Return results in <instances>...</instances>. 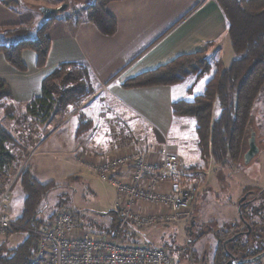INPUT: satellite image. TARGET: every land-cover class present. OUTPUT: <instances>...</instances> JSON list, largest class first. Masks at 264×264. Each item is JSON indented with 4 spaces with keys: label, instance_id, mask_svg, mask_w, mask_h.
Instances as JSON below:
<instances>
[{
    "label": "trees",
    "instance_id": "trees-1",
    "mask_svg": "<svg viewBox=\"0 0 264 264\" xmlns=\"http://www.w3.org/2000/svg\"><path fill=\"white\" fill-rule=\"evenodd\" d=\"M0 1L14 10H18L22 4L21 0ZM110 1L113 0H93L84 7V19L94 23L106 35L114 34L117 29L116 18L107 10ZM216 1L228 21V36L235 54L227 67L220 64L216 66L215 62L213 66L206 50H198L179 55L165 64L130 78L124 85L140 87L177 84L192 76L194 80L188 92L193 93L195 84L210 75L202 93L195 94L189 100L181 98L174 101L172 111L175 117H193L196 120L195 130L205 158L211 155L216 164L231 166L242 155L256 100L264 88V0ZM55 18L56 15L36 26L37 36H30L32 27L24 24L0 26V53L17 70L25 72L27 66L22 52L31 49L37 54V66H45L51 45L48 31ZM97 85L96 77L87 62H62L44 78L41 93L25 105L13 100L9 84L0 78V108L10 117H16L17 111L24 108L25 117L38 123L51 124L65 110L70 111L93 95L96 87L101 88ZM216 101L220 112L214 117ZM90 126L91 121L84 123L83 119H79L77 135ZM11 144L18 145L20 150L26 149L20 146L23 143L0 120V173L7 172L17 161L18 155L11 151ZM17 182H20L25 197L21 214L14 219L28 229L12 231L26 235L16 246L6 247L0 244V264H30L37 250L38 235L29 229L38 230L49 225L55 216L52 215L48 221L39 216L42 212L41 200L51 189L57 187L55 181L42 183L33 175L28 164H25L14 185ZM118 226L117 223L114 229L108 228L101 232L114 234ZM142 230L143 228L127 224L122 230L121 241L125 244L137 243L140 237L145 242Z\"/></svg>",
    "mask_w": 264,
    "mask_h": 264
},
{
    "label": "rangeland",
    "instance_id": "rangeland-1",
    "mask_svg": "<svg viewBox=\"0 0 264 264\" xmlns=\"http://www.w3.org/2000/svg\"><path fill=\"white\" fill-rule=\"evenodd\" d=\"M93 0H21V9L27 10L35 17L43 16V7H57L64 2H68L71 8L56 15L55 21L76 20L84 15V7L88 2ZM82 12V14H81ZM44 20V19H43ZM42 20V21H43ZM36 18L30 27L32 31L30 36H37L36 26L40 23ZM36 53L34 50L27 49ZM235 56V54H234ZM215 62L216 66L227 67L230 64L228 54L224 56V64ZM214 66V63H212ZM215 66V67H216ZM214 67V68H215ZM210 78L207 75L200 79L193 89V94L202 93L205 83ZM192 76L187 77L183 85H192ZM182 85V84H181ZM189 85V86H190ZM98 86V85H97ZM102 92L99 87L93 95L88 96L79 105H75L70 111L74 114L73 119L70 113L64 112L54 122L55 126L49 125V128L43 129V126L33 122V119L25 117L23 111H17L16 117L6 116L3 109L0 108V120L10 129L18 141L22 142L20 146L25 150L18 149V145H10V149L18 155L17 161L7 172L0 173V182L4 177H14L21 170L22 166L28 164L31 172L42 183L55 181V188L51 189L41 200L40 207L42 212L39 214L45 220L56 214L62 206L72 207L81 226L89 232L99 233L102 230L114 229L120 218L115 208L117 192L107 182L102 181L96 174L95 170L86 169L79 165L76 160L78 153H85L93 148L100 149V155L96 157L88 155L86 160L100 163L107 153H123L128 150H142L140 147L147 143H158L160 136L152 134L148 126L140 128L126 129V125L114 115L107 111L109 105L102 98ZM193 97L183 99L189 100ZM108 106V107H107ZM114 112V111H113ZM220 112L217 101L214 103L213 116L216 117ZM76 113V114H75ZM69 114V115H68ZM119 114V113H118ZM83 119L86 123L91 121L88 130L76 137L75 130L77 121ZM173 140L175 143H160L155 146H161L167 151L179 155L182 166L185 169L193 170L192 175L188 178L189 183L195 187L197 199L193 202L192 208L184 218L177 222L161 223L143 228L145 242L149 245L164 246L172 257L173 261H182L187 252L186 241L189 237L194 238L199 228L203 225V231H209L210 227L217 231L220 225H225L234 219H237L236 201L247 188L257 190L258 187L253 185L252 179L264 178V158H254L251 162L243 166V171L250 175L247 177L243 172L236 174V168L231 166H221L216 164L211 155L208 158L202 154L199 142V135L195 130L196 120L193 117H177ZM193 119V120H191ZM104 122V123H102ZM53 126V127H52ZM20 131H22L20 133ZM139 138L142 137L141 143L136 144L134 140L125 142L115 147L108 145L109 138H126L134 134ZM254 140L261 141L264 138V88L259 94L252 119L249 124L248 135ZM86 139V144L91 147L79 149L80 142ZM98 144V145H97ZM107 144V145H106ZM101 147V148H100ZM143 148V150H147ZM27 150V151H26ZM6 173V174H5ZM222 183L224 184L222 186ZM250 183V185H248ZM264 185V182L262 183ZM2 186V183H1ZM1 191V187H0ZM24 191L17 182L11 190L12 217L16 218L23 208ZM212 220L213 222H210ZM218 221V223H217ZM214 227V228H213ZM193 230V236L189 234ZM26 235L23 232H11L6 237L0 239V244L6 247H14L21 242ZM211 235H207L199 243L192 244L198 254H201L207 244L206 241ZM193 240V239H192ZM137 241H142L138 237ZM189 247V245H188ZM212 255V254H211Z\"/></svg>",
    "mask_w": 264,
    "mask_h": 264
},
{
    "label": "crops",
    "instance_id": "crops-1",
    "mask_svg": "<svg viewBox=\"0 0 264 264\" xmlns=\"http://www.w3.org/2000/svg\"><path fill=\"white\" fill-rule=\"evenodd\" d=\"M70 8L69 4L67 9ZM107 10L117 20L114 34L102 33L94 23L84 19V15L80 20H60L48 31L51 45L45 66L38 67L37 54L26 49L22 57L27 70L22 72L0 53V78L9 84L13 100L25 105L41 93L44 78L58 64L87 62L101 87L102 98L109 105L107 111L118 116L126 129L133 130L139 124L140 128L148 126L152 134L160 136L159 141L163 140L147 143L148 146L175 143L177 117L173 114L172 104L178 99L194 96V92H188L191 85H183L185 80L177 84L140 87H127L124 83L179 55L198 50H206L212 63L218 60L223 62L226 53L231 62L234 51L222 8L216 0H113L107 4ZM36 18L39 23L44 19L43 16L35 17L21 7L14 10L0 1V26L24 24L30 27ZM1 35L0 32V39ZM21 110L24 111V108ZM68 113L71 115L69 119H73L74 114ZM33 122L45 129V125L49 128L63 121L58 120L57 124ZM78 126L79 120L76 137H79ZM130 135L132 138H109L108 145L104 147H115L120 144L119 141L125 143L134 140L136 144L141 143L142 137L138 138L135 133ZM147 145L140 149L147 148ZM86 147L91 146L84 139L79 149ZM99 152V148H93L78 153L76 160L78 162L81 156L96 157Z\"/></svg>",
    "mask_w": 264,
    "mask_h": 264
},
{
    "label": "built area",
    "instance_id": "built-area-1",
    "mask_svg": "<svg viewBox=\"0 0 264 264\" xmlns=\"http://www.w3.org/2000/svg\"><path fill=\"white\" fill-rule=\"evenodd\" d=\"M78 162L117 192L118 229L114 234L89 232L72 207L62 206L49 225L29 229L38 235L30 264H174L165 248L143 241L125 244L121 233L127 224L145 228L177 222L192 208L196 190L188 178L193 170L182 166L179 155L152 144L147 150L109 152L97 164L85 156ZM17 176L0 182V239L15 229H28L12 217L11 190Z\"/></svg>",
    "mask_w": 264,
    "mask_h": 264
},
{
    "label": "flooded vegetation",
    "instance_id": "flooded-vegetation-1",
    "mask_svg": "<svg viewBox=\"0 0 264 264\" xmlns=\"http://www.w3.org/2000/svg\"><path fill=\"white\" fill-rule=\"evenodd\" d=\"M252 148L254 153L248 158L247 153ZM256 157L264 158V138L259 142L249 134L240 159L231 167L237 169L236 174L243 172L252 179L253 177L247 175L242 168ZM252 181L255 187L260 188L257 190L247 188L237 199V219L218 226L217 231H214L212 227L209 231H203L202 225L195 237H189L186 241V257L182 261H173L174 264H227L233 258L243 261L241 264H264V185L262 184L264 178L252 179ZM210 222L213 221L210 220ZM189 234L193 236V230ZM207 235H211L205 243L207 245L201 254H198L196 248L191 245L199 243Z\"/></svg>",
    "mask_w": 264,
    "mask_h": 264
},
{
    "label": "water",
    "instance_id": "water-1",
    "mask_svg": "<svg viewBox=\"0 0 264 264\" xmlns=\"http://www.w3.org/2000/svg\"><path fill=\"white\" fill-rule=\"evenodd\" d=\"M68 6H69L68 2H64V3H62L61 5H59L57 7H43L42 11H43L44 20H49L55 14L67 10ZM253 153H254V149L252 148L247 153V157L250 158L253 155ZM241 262H243V261H240V260H237V259H234L233 258L230 261H228L227 264H229V263H233V264H237L238 263V264H241ZM244 262H246V260Z\"/></svg>",
    "mask_w": 264,
    "mask_h": 264
}]
</instances>
